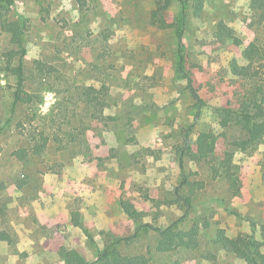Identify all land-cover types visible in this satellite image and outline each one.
<instances>
[{"label": "rangeland", "instance_id": "obj_1", "mask_svg": "<svg viewBox=\"0 0 264 264\" xmlns=\"http://www.w3.org/2000/svg\"><path fill=\"white\" fill-rule=\"evenodd\" d=\"M163 1L0 0V231L12 239L0 242V264H64L62 248L90 264H101L105 252L116 261L144 255L148 264H246L253 236L264 251V119L254 148L218 112L234 106L243 87L231 62L243 65V50L264 42V0H189L182 39L177 0L164 26L152 23ZM195 2L203 5L198 15ZM20 16L29 22L25 89L34 100L14 107L6 55L16 46L4 26ZM37 63L56 71L47 76ZM207 133L217 137L216 152L194 160L186 145L196 150ZM20 150L23 160L14 154ZM222 162L235 165L238 196ZM121 199L143 223L195 230L196 243L160 252L172 237L165 230L116 244L139 225ZM221 230L237 251L219 242Z\"/></svg>", "mask_w": 264, "mask_h": 264}, {"label": "trees", "instance_id": "obj_2", "mask_svg": "<svg viewBox=\"0 0 264 264\" xmlns=\"http://www.w3.org/2000/svg\"><path fill=\"white\" fill-rule=\"evenodd\" d=\"M173 0H164L153 13H152V23L159 26H164L165 24V13L168 10L171 2ZM181 6L186 7L190 2L189 0H177ZM193 8L195 9V14L198 15L203 5L200 2L193 3ZM29 22L24 16H20L17 20L9 21L5 24L4 29L11 36V43L16 46L7 53V59L9 62L8 70L16 77V84L14 89V107L18 104H30L34 100V95L29 93L26 89V68L24 65V59L27 55L26 46V34L29 29ZM180 26L178 28L180 39L183 38L184 29L186 26V11L184 10L179 22ZM223 26V25H222ZM221 29L223 35L228 38H232L236 41V45H240L241 42L232 34L227 31L225 27ZM15 57H18L17 65H11L10 61ZM243 57L245 63L240 65L237 60L231 62V74L236 79L237 82L242 84V89L235 92V104L234 106L224 105L218 108V112L222 116V121L225 126L231 123L239 126L251 141L254 148H256L262 142V133L260 131V126L258 123L264 119V42L255 40L251 42L244 50ZM37 70L39 72L45 73L47 76L53 74L56 69L47 64L37 63ZM190 87V86H189ZM89 92L99 95L96 89H89ZM196 99L201 102L200 97L194 94ZM1 131V130H0ZM47 139L44 138L43 142L39 141L34 146L35 154L41 153L46 147ZM217 137L212 133H207L198 137L196 142V150L192 149L190 144L186 145L188 152L192 154L194 160H201L214 155L216 152ZM18 158L25 159L27 154L25 150H20L14 153ZM223 166L226 168V172L229 175L230 182V192L233 196L239 195V188L237 180L232 179L230 176L233 175V169L235 165H231L226 162H222ZM216 168V167H214ZM216 173L221 172L220 169H215ZM185 184L192 186V188L201 189L203 184L201 183H190L185 181ZM193 190V189H192ZM192 199L190 197L185 198L187 206L191 205ZM123 211L139 223L138 228L134 234L129 237L118 238L116 244L124 243L125 245H132L140 237L141 233H148L150 231H156L163 233L165 230L171 232L172 226L168 229H162L156 227L150 223H143L142 217L143 213L137 211L135 207L125 199L120 201ZM174 226V225H173ZM195 230L188 233H176L171 232L172 237H165L157 247L158 251L166 252L173 250L179 246H192L195 244ZM185 237L188 241H185ZM218 240L223 246L232 252L238 250L237 245H235L229 238L224 235V231L221 230V234L218 236ZM6 241L11 242V236L6 231H0V242ZM244 248L247 251L246 264H264V251L260 248V243L256 241L253 236L245 244ZM61 259L64 264H90L84 256H82L77 250L71 249L67 250L62 248L59 252ZM99 262L101 264H148L149 259L144 255L139 256H124L120 261L114 260L109 253L105 252L100 258Z\"/></svg>", "mask_w": 264, "mask_h": 264}]
</instances>
